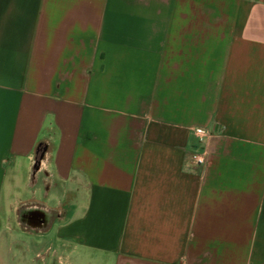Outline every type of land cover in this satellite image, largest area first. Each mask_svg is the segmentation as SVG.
<instances>
[{"label": "crops", "instance_id": "obj_1", "mask_svg": "<svg viewBox=\"0 0 264 264\" xmlns=\"http://www.w3.org/2000/svg\"><path fill=\"white\" fill-rule=\"evenodd\" d=\"M4 196L111 264H264V0H0Z\"/></svg>", "mask_w": 264, "mask_h": 264}, {"label": "rangeland", "instance_id": "obj_2", "mask_svg": "<svg viewBox=\"0 0 264 264\" xmlns=\"http://www.w3.org/2000/svg\"><path fill=\"white\" fill-rule=\"evenodd\" d=\"M11 206L10 197L0 198V264H111L109 257L86 252L73 242L65 245L57 236V221L44 231L22 228L9 212Z\"/></svg>", "mask_w": 264, "mask_h": 264}, {"label": "built area", "instance_id": "obj_3", "mask_svg": "<svg viewBox=\"0 0 264 264\" xmlns=\"http://www.w3.org/2000/svg\"><path fill=\"white\" fill-rule=\"evenodd\" d=\"M194 133L201 144H203L210 135V132L204 127L195 128ZM191 162L195 166H204L207 162V152L203 150L201 152L194 153L191 156ZM40 163L41 161L38 164L36 163V161L34 162L35 169L40 165Z\"/></svg>", "mask_w": 264, "mask_h": 264}]
</instances>
